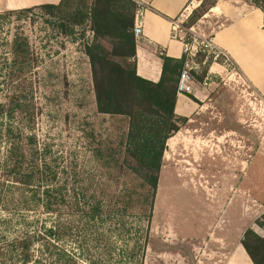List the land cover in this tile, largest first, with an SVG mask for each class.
<instances>
[{
  "label": "rangeland",
  "instance_id": "1",
  "mask_svg": "<svg viewBox=\"0 0 264 264\" xmlns=\"http://www.w3.org/2000/svg\"><path fill=\"white\" fill-rule=\"evenodd\" d=\"M213 1L206 0L204 8ZM201 3L194 0L191 6L197 5L200 11ZM218 3V9L211 8L191 26L194 9L175 20L178 36L185 43L200 46L228 73L214 78L217 86L212 92L213 102L171 137V145L166 143L150 220L132 208L102 225L97 223L94 229L99 227L109 234L131 233L129 240L101 242L92 239L96 231L82 215L72 217L65 209L60 214H46L41 207L15 209L22 192L16 191L8 202H3L1 195L0 236L5 233L4 239L24 232L19 224L24 219L20 211L26 213L27 221L23 222L32 232L44 234L58 221L78 229L76 235L68 234V229L65 234L70 237L63 241L54 242L51 237L48 251L41 247V241L36 242V262L31 264H65L67 256L75 255L80 264H89L80 255L87 252L95 258L103 257L104 264H224L247 229L264 237V227L256 225L264 214V101L216 37L232 18L256 6L251 0ZM76 5L73 2L68 12ZM4 12H0V103L13 97L15 105L13 110L6 107L4 115L0 113V165L9 146L7 130L12 129L13 134L27 130L44 150L42 158L49 163L50 176H56L48 179L53 183L49 195L54 198L66 194L73 185L81 189V198L87 199H107L119 194L114 192L136 187L135 177L118 178L107 167L112 166L107 151L116 153L123 148L119 142L129 129V120L97 112L91 66L85 54V46L93 41L90 24L70 27L65 34L58 18L41 10L21 16ZM16 39L29 43L23 65L13 64L12 44ZM191 66L193 77L200 68ZM14 71L18 77L12 83L9 73ZM99 151L105 152L103 158ZM65 184L68 187L59 190ZM102 189L108 191L103 193ZM27 192L30 199L42 193L36 197L34 192ZM38 218L42 220L36 222ZM74 235L80 238L78 242L71 238Z\"/></svg>",
  "mask_w": 264,
  "mask_h": 264
},
{
  "label": "trees",
  "instance_id": "2",
  "mask_svg": "<svg viewBox=\"0 0 264 264\" xmlns=\"http://www.w3.org/2000/svg\"><path fill=\"white\" fill-rule=\"evenodd\" d=\"M251 1L264 12V0ZM73 2L77 4L76 8L68 12ZM218 2L219 0L209 2V8H204L206 0H202L199 6L201 10L193 11L189 25H193L208 10L216 7ZM37 9L46 15L57 17L61 32L65 34L70 27L80 26L86 22L90 24L93 41L85 46V54L91 66L97 112L109 116H122L129 120V129L119 142L123 148L116 153L113 150L107 151L111 159L110 164L113 166L107 167L111 172L115 171L118 178L135 177L138 184L133 189H124L123 193L122 190L114 192L119 194L110 195L107 199L96 196L81 198L79 194L81 189L79 190L76 185L66 190L70 195L62 193L54 198L49 195L50 185L52 186L53 183H48V179L53 180L56 176H50L49 163L42 158L44 150L38 148L37 138L27 130H19L13 134V130L10 129L6 132L9 146L0 165V196L4 197L3 202H8L11 196L17 194L16 191L22 192L21 198L14 203L15 209L19 207L20 210L21 208L27 210L31 207L28 209L31 210L41 207L46 214H60L65 209L72 217L82 215L86 223H91L92 231H96L92 232L93 240L101 242H110L111 239L129 240L131 233H125L124 236V232H116L118 233L116 236L113 233L109 234L110 231L107 230L100 231L99 227L94 229V226L97 223L102 225L103 222L123 215L132 208H137L140 216H148L150 220L167 140L188 122L187 118L175 114L177 83L187 63V55L185 54L181 59L164 56L162 77L157 83L137 75L134 26L138 4L135 0H61L56 5L44 4L21 10H7L4 13L9 16H21ZM12 53L13 64L23 65L29 55L28 41L16 39L12 44ZM193 61L200 68V72H193V77L202 83L213 63V56L200 51ZM9 75L11 82L14 83L18 72L14 71ZM9 101L0 103L2 115L8 110L6 107H12L13 110L14 98L11 97ZM99 153L101 158L105 156V152L99 151ZM63 187L68 185L59 186V190ZM27 191L34 192L36 197L40 191L42 193L39 198L34 196L30 199ZM107 191L108 189L101 190L103 193ZM113 211L118 213L113 214ZM20 214L24 219L19 224L24 228V232L10 240L4 239L2 236L5 233H1L0 264L34 263L36 259L33 253L36 242L41 241V247H45L48 251L46 246L52 242L51 237L54 242L63 241L66 236L70 237L72 232L75 234L74 232L78 231L74 224L76 228L65 227V224L58 221L53 222L48 229L44 227V234L32 232L27 229V222H23L27 221L26 213L20 211ZM40 220L42 219L38 218L36 222ZM256 225L264 227V214L257 220ZM68 229L71 230L68 232L70 235H66ZM75 235L71 238L78 242L80 238ZM146 244L147 240L144 236V246ZM241 244L253 264H264V237L249 228L244 233ZM2 250L6 251L5 255ZM80 255H83L82 257L89 261V264H104L103 257L95 258L88 252ZM63 256L66 257L65 254ZM67 260L68 263L65 264H80L79 256L76 255L72 258L67 256Z\"/></svg>",
  "mask_w": 264,
  "mask_h": 264
},
{
  "label": "crops",
  "instance_id": "3",
  "mask_svg": "<svg viewBox=\"0 0 264 264\" xmlns=\"http://www.w3.org/2000/svg\"><path fill=\"white\" fill-rule=\"evenodd\" d=\"M60 2L61 0H0V12L44 4L56 5ZM142 2L145 6L141 19L143 35L136 39V72L139 77L157 83L163 73V57L181 59L185 55L186 43L173 37L175 20L187 10L191 13L197 5L191 6L194 0H142ZM218 8L219 4L211 11ZM239 14L232 18L216 37L221 41V49L234 59L235 65L249 86L264 101V12L254 7L246 14ZM186 65H192L189 58ZM225 72L228 73L225 66L213 63L202 83L194 81L192 94H177L175 114L188 120L200 115L205 107L213 102L212 92L217 86L214 78H223ZM172 138L168 140L167 145L172 144ZM224 264L253 262L240 242L235 247L234 254L225 260Z\"/></svg>",
  "mask_w": 264,
  "mask_h": 264
},
{
  "label": "built area",
  "instance_id": "4",
  "mask_svg": "<svg viewBox=\"0 0 264 264\" xmlns=\"http://www.w3.org/2000/svg\"><path fill=\"white\" fill-rule=\"evenodd\" d=\"M138 4V9L135 14V26H134V36L136 39H139L143 35V24H142V16L145 10L144 3L142 0H135ZM179 26L176 23L173 24V37L177 39L183 40L180 36H178ZM193 44V43H192ZM185 44V54L191 60L192 65H194L195 69L199 66L194 63V58L197 53L204 50L200 46H196L195 44ZM210 47V46H209ZM191 70H193V66L186 65L183 71L181 72L178 83H177V94H192L193 93V83L194 78L191 75Z\"/></svg>",
  "mask_w": 264,
  "mask_h": 264
}]
</instances>
